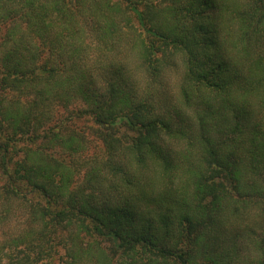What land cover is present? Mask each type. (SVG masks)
I'll return each instance as SVG.
<instances>
[{
    "label": "trees",
    "instance_id": "16d2710c",
    "mask_svg": "<svg viewBox=\"0 0 264 264\" xmlns=\"http://www.w3.org/2000/svg\"><path fill=\"white\" fill-rule=\"evenodd\" d=\"M0 264H264V0H0Z\"/></svg>",
    "mask_w": 264,
    "mask_h": 264
},
{
    "label": "rangeland",
    "instance_id": "374dc122",
    "mask_svg": "<svg viewBox=\"0 0 264 264\" xmlns=\"http://www.w3.org/2000/svg\"><path fill=\"white\" fill-rule=\"evenodd\" d=\"M172 82V81H171ZM171 82H170V84H171ZM170 87H172V84L171 85H169Z\"/></svg>",
    "mask_w": 264,
    "mask_h": 264
}]
</instances>
